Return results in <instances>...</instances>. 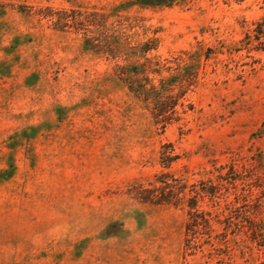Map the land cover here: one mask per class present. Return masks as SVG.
I'll return each instance as SVG.
<instances>
[{
    "label": "rangeland",
    "instance_id": "obj_1",
    "mask_svg": "<svg viewBox=\"0 0 264 264\" xmlns=\"http://www.w3.org/2000/svg\"><path fill=\"white\" fill-rule=\"evenodd\" d=\"M130 1L0 0V264H262L264 49L242 40L264 0ZM147 60L177 80L166 125L119 78ZM161 173L185 200L137 198ZM189 189L212 222L193 247Z\"/></svg>",
    "mask_w": 264,
    "mask_h": 264
},
{
    "label": "trees",
    "instance_id": "obj_2",
    "mask_svg": "<svg viewBox=\"0 0 264 264\" xmlns=\"http://www.w3.org/2000/svg\"><path fill=\"white\" fill-rule=\"evenodd\" d=\"M180 0H132L129 2L131 5H138L140 7H161L172 6ZM17 40L13 41V45ZM242 42L246 45H253L257 42V48L262 47L264 49V15L254 24L252 32L246 33ZM85 47L89 50H95L96 45L90 41L85 40ZM153 47H148L145 43L140 47V53L146 55ZM151 74H160V71L151 68L149 61H128L125 65H122L119 70V78L126 84L130 92H132L138 99H142L146 102H152L155 104V110L153 114L158 119L165 121V125L170 120V114L175 112V106L177 102L173 101V97L167 95L168 91L177 84V80L172 78L163 79L160 78V84H155V78L151 77ZM159 122V121H158ZM30 130L33 127L29 128ZM27 129V130H29ZM25 129L23 132H27ZM162 163L165 167H169L177 158L173 154V149L166 148L162 152ZM13 168V164L10 165ZM8 170H4L0 175H9ZM222 184L215 185V189L209 191L213 196L219 194V188ZM187 185L182 180L175 178L168 173H161L157 176L154 183H151L150 187L140 186L136 192V196L140 201L152 202V203H172L178 204L180 201L185 200L187 197ZM192 194L188 197V218L185 224L186 229V241L188 247L199 246L198 235L202 230H212V222L210 218H207L205 214L197 209L196 194L193 189H189ZM257 210V209H256ZM250 209H247V213ZM249 215V214H248ZM248 232L253 242L260 247H264V220L256 221L250 220L247 225ZM264 264V261H262Z\"/></svg>",
    "mask_w": 264,
    "mask_h": 264
}]
</instances>
